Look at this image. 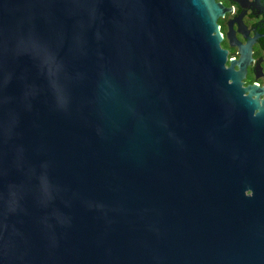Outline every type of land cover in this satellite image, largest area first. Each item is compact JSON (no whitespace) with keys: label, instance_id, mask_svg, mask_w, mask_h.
I'll return each mask as SVG.
<instances>
[{"label":"water","instance_id":"water-1","mask_svg":"<svg viewBox=\"0 0 264 264\" xmlns=\"http://www.w3.org/2000/svg\"><path fill=\"white\" fill-rule=\"evenodd\" d=\"M230 2L225 68L214 0H0V264H264V0Z\"/></svg>","mask_w":264,"mask_h":264},{"label":"flooded vegetation","instance_id":"flooded-vegetation-1","mask_svg":"<svg viewBox=\"0 0 264 264\" xmlns=\"http://www.w3.org/2000/svg\"><path fill=\"white\" fill-rule=\"evenodd\" d=\"M214 3L218 4L224 9H231V12H225L222 14L221 17L218 16L216 18L217 30L220 36L219 47L222 51L226 53L224 65H225V68H229L230 61H234L237 63L240 55L237 53L238 52L237 46H230L228 44V40L226 36L228 32V28H227L226 22L232 21L236 16H238L241 8L237 4L231 3L230 0H214ZM250 13L251 11L248 9L247 11H245V15L241 17V24L245 27V30H249V31L255 23L261 21L262 19V15L258 16L257 18L249 19L248 16ZM231 30L233 32L237 31L236 22L232 24ZM234 38L237 42L240 43L241 46H245V40L242 37V35H240L239 33H235ZM250 51H251V57L249 58L250 63L245 67L244 78L240 80L241 82H243L242 88L255 85L258 88L262 89L264 87V78H263L264 77V52L262 51L259 43L252 44L250 47ZM258 58H261L262 60L259 63V68L261 69L260 73L262 77H258L256 78V80H254V74L252 72V69L254 68L255 61H257ZM232 70L234 72L239 71L238 66L234 64L232 67ZM247 94L248 92L246 91L244 95L246 96ZM263 99H264V94L259 95L257 97V100L259 101ZM256 113H257V110L255 109L252 115L255 116ZM245 194L246 195L250 194V191H246Z\"/></svg>","mask_w":264,"mask_h":264}]
</instances>
